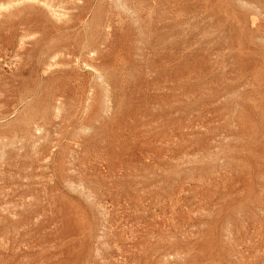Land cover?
I'll use <instances>...</instances> for the list:
<instances>
[{
	"label": "rangeland",
	"instance_id": "rangeland-1",
	"mask_svg": "<svg viewBox=\"0 0 264 264\" xmlns=\"http://www.w3.org/2000/svg\"><path fill=\"white\" fill-rule=\"evenodd\" d=\"M0 264H264V0H0Z\"/></svg>",
	"mask_w": 264,
	"mask_h": 264
},
{
	"label": "bare ground",
	"instance_id": "bare-ground-1",
	"mask_svg": "<svg viewBox=\"0 0 264 264\" xmlns=\"http://www.w3.org/2000/svg\"><path fill=\"white\" fill-rule=\"evenodd\" d=\"M81 45V44H80ZM77 46H79L78 44H77ZM51 64V63H50ZM51 66V65H50Z\"/></svg>",
	"mask_w": 264,
	"mask_h": 264
}]
</instances>
